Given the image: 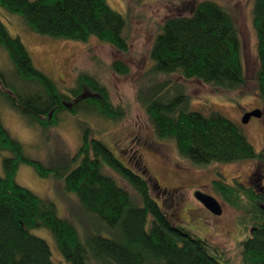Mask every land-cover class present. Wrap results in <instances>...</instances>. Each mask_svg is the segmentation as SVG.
<instances>
[{"label":"trees","instance_id":"1","mask_svg":"<svg viewBox=\"0 0 264 264\" xmlns=\"http://www.w3.org/2000/svg\"><path fill=\"white\" fill-rule=\"evenodd\" d=\"M0 8L22 18L28 29L54 40L87 42L91 37L120 53L129 49L125 20L106 0H0ZM252 27L259 68L255 81L264 104V0H253ZM0 47L10 69L0 68V98L30 125L46 128L61 112L97 116L108 121L122 117L97 80L79 74L63 91L36 68L19 37L0 20ZM148 73L154 80L139 82L136 98L159 140L172 141L180 157L195 165L231 164L259 160L240 126L219 112L192 110L183 85L172 77L196 80L216 94H229L246 84L241 40L233 16L209 0L184 5L167 17L150 50ZM120 75L129 69L112 64ZM90 91L97 96L87 95ZM83 128V129H82ZM76 164L61 176L64 189L74 194L82 210L96 221L95 232L84 239L55 205L16 182L21 165L42 178L48 171L29 158L0 119V150L11 153L2 161L0 176V264H55L47 242L32 230L49 231L62 258L70 264H228L210 251L209 243L177 225L152 196L148 180L121 161L101 140L82 127ZM254 186L212 181V190L228 205L246 201L245 238L239 242L242 264H264V164ZM116 174L132 193L114 179ZM248 223L250 225H248Z\"/></svg>","mask_w":264,"mask_h":264},{"label":"rangeland","instance_id":"2","mask_svg":"<svg viewBox=\"0 0 264 264\" xmlns=\"http://www.w3.org/2000/svg\"><path fill=\"white\" fill-rule=\"evenodd\" d=\"M199 1L202 0H106L125 20L123 35L129 45L126 53L94 37L83 43L38 35L28 29L21 17L0 8V20L10 35L20 38L34 66L48 74L59 88L66 92L75 85L79 74H86L104 86L113 106L122 113L120 120L108 121L97 116L61 112L55 122L44 128L27 123L0 98V119L9 134L23 145L26 155L39 161L48 171V176L42 178L33 168L21 165L16 182L52 202L58 216L69 220L82 240L84 231L95 232L97 223L82 210L77 197L64 189L61 176L76 166L77 162L72 164L73 157L81 144L82 127L88 126L95 139L103 141L126 166L148 180L152 196L177 225L206 240L210 251L220 254L228 264H242L239 242L246 236L244 224L250 218L246 213L247 203L243 200L241 208L228 205L212 190L211 184L219 179L253 187L256 173L263 168L256 162L263 161L195 165L179 156L172 141L157 139L136 98L139 82L144 78L147 84L155 79L148 73L153 65L149 53L164 20L177 14L182 6ZM209 1L224 7L235 19L246 84L223 95L214 93L202 82L172 78L183 85L192 110L206 115L214 111L221 113L240 126L255 151L264 156V104L255 81L259 64L252 27L253 0ZM116 60L127 66V75H120L113 69ZM0 68L10 69L7 54L1 47ZM86 94L97 95L90 91ZM253 110L261 111V118H251L243 124V115ZM10 156L9 151L0 150V176L4 175L2 161ZM112 175L132 193L125 182L116 174ZM197 191L213 196L221 204V216L203 207L195 198ZM32 233L47 242L55 264H70L62 258L48 230L36 229Z\"/></svg>","mask_w":264,"mask_h":264},{"label":"water","instance_id":"3","mask_svg":"<svg viewBox=\"0 0 264 264\" xmlns=\"http://www.w3.org/2000/svg\"><path fill=\"white\" fill-rule=\"evenodd\" d=\"M262 113L259 110H253L246 112L243 115L242 123L247 124L251 118H261ZM195 198L203 205V207L208 210L211 214L215 216H221L223 209L221 204L211 195L205 194L201 191L195 192Z\"/></svg>","mask_w":264,"mask_h":264},{"label":"flooded vegetation","instance_id":"4","mask_svg":"<svg viewBox=\"0 0 264 264\" xmlns=\"http://www.w3.org/2000/svg\"><path fill=\"white\" fill-rule=\"evenodd\" d=\"M95 96H97V95H93V97H95Z\"/></svg>","mask_w":264,"mask_h":264}]
</instances>
